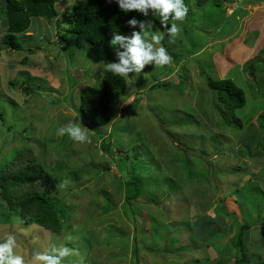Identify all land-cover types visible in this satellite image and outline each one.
I'll list each match as a JSON object with an SVG mask.
<instances>
[{
  "label": "rangeland",
  "instance_id": "rangeland-1",
  "mask_svg": "<svg viewBox=\"0 0 264 264\" xmlns=\"http://www.w3.org/2000/svg\"><path fill=\"white\" fill-rule=\"evenodd\" d=\"M87 1L57 0L67 22L33 17L31 37L17 34L19 49L8 48V59L0 52L7 64L0 80L11 81L0 85V169L32 165L43 176L34 187L68 215V226L54 233L0 200V235L13 231L29 264L36 251L62 244L72 250L64 264H136L135 244L139 264H234L241 254L231 245L232 230L220 224L222 234L211 241L197 231L211 217L235 229L232 217L223 215L230 212L252 225L244 253L257 264L254 254L264 247V0H185L189 19L181 34L162 41L170 64H149L134 83L125 79L113 117L100 127L82 116L79 95L98 86L103 63L117 62L122 49L109 41L79 46L68 34L58 40L70 26L72 5ZM0 21L4 26L1 12ZM24 57L31 68L20 65ZM247 63L256 67L252 76ZM200 69L243 91V107L224 109L227 123ZM73 118L87 128L90 142L55 134ZM133 177L142 191L127 204L125 184ZM222 251L227 261H217Z\"/></svg>",
  "mask_w": 264,
  "mask_h": 264
},
{
  "label": "trees",
  "instance_id": "trees-1",
  "mask_svg": "<svg viewBox=\"0 0 264 264\" xmlns=\"http://www.w3.org/2000/svg\"><path fill=\"white\" fill-rule=\"evenodd\" d=\"M3 1L2 6L0 4V12L4 15L7 28L6 34L0 38V43L13 51L19 48V45L16 42L17 34H23L24 37H28L24 32L30 26L32 17L44 18L49 22L59 23V21L65 20V15L68 12H58L55 6L57 0ZM207 1L208 0H196L198 4H205ZM132 17H136L138 20L144 22L151 21L160 25L158 17H154L151 13L148 17H144L136 11L128 13L122 12L115 3V0H88L82 7L74 4L70 11V26L67 29H64L66 33L58 36V40L62 42V40L65 39V34H68L75 40L76 45L79 46L84 43H89L90 45H103L110 41L114 32L124 35L136 31L137 28H129L126 25V21ZM65 21L67 22V19ZM170 22L171 21H169V23ZM21 60L22 63L27 62L26 57ZM256 60L258 61V59ZM255 69L256 67L252 63H247L244 67V70L248 71L250 76L254 74ZM200 73L206 82V86L217 96V101L222 105L223 109L219 111L221 114L220 117L223 118L225 114L224 109L233 110L244 106V93L231 79L212 78L207 75L203 69H200ZM163 84L164 83L161 85ZM157 86L159 87L160 85L157 84ZM182 86L183 83L181 82L176 85V88L180 89ZM125 88V79L113 76L110 72L105 71L98 86H89L81 90L79 95V111L84 119L92 126H105L113 117L114 101L123 94ZM26 89L27 87L24 88V90ZM260 118H262V116ZM223 121L227 123L225 118H223ZM236 122L240 125V120H236ZM229 126H231V124H229ZM259 132L264 138V119H261L259 122ZM261 148L264 149V143L261 145ZM12 165L13 164H10L8 166L7 164H4L0 169V200L4 201L7 205L10 204L14 209H17L18 214L21 215L23 219L26 217V219L28 218V220L34 221L38 225L54 233L60 232L65 226H68L66 224V221H68V215L65 208H59L58 204L49 197L44 189L42 190L41 188L39 191L38 188L34 187V183L43 178L42 174L40 173L37 175L36 168L30 164L25 165L26 167L24 168H12ZM248 181L250 182L251 179ZM28 185L30 188L34 187L35 190H25V186ZM22 187L25 188L23 189ZM17 188L20 190L17 191ZM141 189L142 188L136 183L134 177L128 180L125 184L126 203L130 204L133 199L137 198L141 194ZM15 194H17L16 197H14ZM223 215H229L232 217L233 223H231V225L234 224L235 229H230L229 226L217 223L211 217V219L205 222L208 226L204 229H200L197 226V231L202 232L203 234L207 233L210 240L211 237L216 236V234H222L218 230L220 224L224 226V228H227V231L232 230V236L230 238L231 245L234 251L237 249L241 254V256L235 257L234 264H252L250 263V258L244 253L243 242V240L246 241L247 230H249L252 225L244 221H237V216L234 213L223 212ZM197 218L198 219H196L194 223L200 219V216ZM133 250L134 255H136V264H139L137 262L139 259L137 257L138 248L136 247V244L134 245ZM221 253L222 254H220L217 261H227L228 258L226 257L230 255L226 254L225 251H222ZM254 255H257L256 259L258 261L259 255ZM256 259L253 261H256ZM257 264L264 263L259 260Z\"/></svg>",
  "mask_w": 264,
  "mask_h": 264
},
{
  "label": "clouds",
  "instance_id": "clouds-1",
  "mask_svg": "<svg viewBox=\"0 0 264 264\" xmlns=\"http://www.w3.org/2000/svg\"><path fill=\"white\" fill-rule=\"evenodd\" d=\"M115 3L124 13L136 11L144 17L151 13L158 17L160 28L163 29L153 31L152 24L149 26L144 21L132 17L126 21V25L133 29L138 27L139 31H132L130 36L115 32L112 34L110 46L122 51L116 52L117 62L103 63L104 68L113 76L134 83L146 65L163 67L170 64L172 57L162 41L165 36L175 38L181 34L189 8L185 0H115ZM129 73L133 75L130 77ZM55 134L59 137L67 136L76 143L90 142L87 128L74 118L57 127ZM71 252L72 250L63 244L53 246L46 251H36L30 257V264H64L65 258L70 256ZM0 264H29V260L19 251L17 236L13 231L0 235Z\"/></svg>",
  "mask_w": 264,
  "mask_h": 264
},
{
  "label": "crops",
  "instance_id": "crops-1",
  "mask_svg": "<svg viewBox=\"0 0 264 264\" xmlns=\"http://www.w3.org/2000/svg\"><path fill=\"white\" fill-rule=\"evenodd\" d=\"M3 2H4L3 0H0L1 6H2ZM32 18H33V17H32ZM32 18H31V19H32ZM0 23H1V21H0ZM30 24H31V23H30ZM29 27H30V26H29ZM29 27H28V29L24 32L25 35L28 36V38L31 37V34L33 33V31H30V30H29ZM6 28H7L6 23H5L4 26H1V25H0V31H3V32H0V38H1L4 34H6ZM40 37H41V35H40ZM2 45H3V44H2ZM2 45H0V52L3 53V55H5L4 57L8 59V57H7V55H6V50H8V48H7V46H5V45L2 46ZM4 46H5V47H4ZM41 47H42V46H41ZM41 47H40V48H41ZM2 49H3V52H2ZM18 49H19V48H18ZM18 49H17V50H18ZM17 50H15V52H16ZM32 50H33V47H32V48H27V52H28V51H32ZM21 63H22V60H21ZM6 65H7L6 63L3 64V61H1V62H0V71H1V70L4 71ZM20 65L22 66L23 69H25L27 66H28L29 68H31L30 65H25V64H23V63L20 64ZM0 79H1V76H0ZM3 79H4V80H0V85H1V86H2V84H4V83L10 81V80L7 81V79L4 78V77H3ZM9 83H10V82H9ZM10 84H11V83H10ZM256 228H258V227H256ZM259 229H260V231H261V230H263L264 228H263V226L261 225V228H259ZM259 229H257V230H259ZM249 230H250V229H249ZM249 230H248V231H249ZM263 242H264V240H263ZM261 250H264V247H262ZM261 250H259V252L256 253V254L259 255V259H258V261H259V260L263 261V256H262L261 254H259V253H261V252H260ZM256 260H257V259H256ZM258 261H256V262H258ZM263 263H264V261H263Z\"/></svg>",
  "mask_w": 264,
  "mask_h": 264
},
{
  "label": "bare ground",
  "instance_id": "bare-ground-1",
  "mask_svg": "<svg viewBox=\"0 0 264 264\" xmlns=\"http://www.w3.org/2000/svg\"><path fill=\"white\" fill-rule=\"evenodd\" d=\"M142 191V190H141Z\"/></svg>",
  "mask_w": 264,
  "mask_h": 264
}]
</instances>
